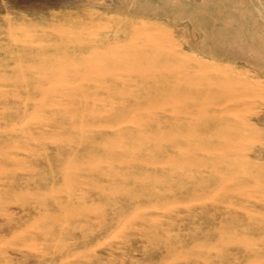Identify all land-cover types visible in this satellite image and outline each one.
Wrapping results in <instances>:
<instances>
[{
    "label": "rangeland",
    "instance_id": "374dc122",
    "mask_svg": "<svg viewBox=\"0 0 264 264\" xmlns=\"http://www.w3.org/2000/svg\"><path fill=\"white\" fill-rule=\"evenodd\" d=\"M0 264H264V0H0Z\"/></svg>",
    "mask_w": 264,
    "mask_h": 264
},
{
    "label": "bare ground",
    "instance_id": "6f19581e",
    "mask_svg": "<svg viewBox=\"0 0 264 264\" xmlns=\"http://www.w3.org/2000/svg\"><path fill=\"white\" fill-rule=\"evenodd\" d=\"M122 224V223H121ZM120 227V226H119Z\"/></svg>",
    "mask_w": 264,
    "mask_h": 264
}]
</instances>
